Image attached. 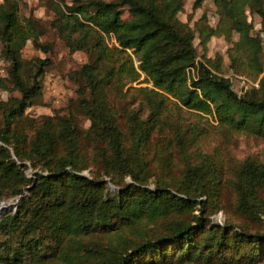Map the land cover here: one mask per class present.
<instances>
[{
  "label": "trees",
  "instance_id": "trees-1",
  "mask_svg": "<svg viewBox=\"0 0 264 264\" xmlns=\"http://www.w3.org/2000/svg\"><path fill=\"white\" fill-rule=\"evenodd\" d=\"M214 3L226 28L205 15L194 27L180 19L184 0L46 2L68 50L90 58L76 72L87 127L72 111L24 115L49 58L36 57L25 77L21 49L28 40L49 47L40 18L21 17L18 0L0 3V55L19 92L0 98V201L19 197L0 213V264H264V161L223 157L231 135L264 142V75L237 91L221 73V54L197 59L194 44L195 31L204 47L226 34L228 67L257 77L264 42L248 14L264 30V0ZM142 73L152 86L127 87L134 91L118 111L108 90ZM209 115L224 135L212 149L201 140ZM219 208L223 223L211 218Z\"/></svg>",
  "mask_w": 264,
  "mask_h": 264
},
{
  "label": "rangeland",
  "instance_id": "rangeland-1",
  "mask_svg": "<svg viewBox=\"0 0 264 264\" xmlns=\"http://www.w3.org/2000/svg\"><path fill=\"white\" fill-rule=\"evenodd\" d=\"M18 1L19 14L21 17L32 12L36 17L40 18L43 32L39 35V40L43 43H47L49 47L47 51H43L28 40L21 49V56L26 65V69L22 73L25 77H28L33 66V61L36 57L49 58V63L44 67L41 89L32 97V102L26 107L24 115L36 121V119L43 115H52L55 113L66 114L67 112L72 111L78 115L80 124L83 127H87L89 120L79 107V94L77 92L78 88L82 87L84 80L76 72L86 61H88V59H90L88 54L80 50L70 52L65 46L57 31L50 25L49 21L54 14L53 10L46 4V2L49 3V0ZM58 1L64 2L69 0ZM193 2L194 0H184L183 9L178 13L180 19L188 20L193 27L194 21L202 15H205L206 21L209 25L221 24L226 28V25L229 24V22L226 23V20L219 22L221 20H219L220 18L214 0H198L194 8ZM121 8L122 18L128 19L131 16L128 11V6L123 5ZM248 18L253 22V31L261 35L264 42V30L261 29L260 17L257 14H248ZM230 33L233 34L234 38L237 37V32L230 31ZM104 36L105 41L109 46L117 45L112 34H105ZM194 44L196 46L197 59L204 57V55L212 57L217 53L221 54L223 60V63H221V73L230 80L232 87L237 91L248 88L252 84L257 85L258 78L264 75V68L257 77L253 78L249 74L235 72L232 68L228 67L226 48L230 45V42L226 40V34L220 33L211 36L204 47L199 43L197 31H195ZM127 52L133 57L134 63L137 64L138 61L136 60L135 55L131 52V49H128ZM8 67L9 62L0 55V76L5 78V84L8 87L6 89H0V98L3 100L8 99L10 96L19 95V92L16 89H12L13 83L8 75ZM190 70L194 73L193 67ZM191 71L190 73H192ZM139 85H147L151 87L152 83L146 78V75L142 73L137 80L128 82L124 85L122 91L110 88L108 90V98L115 105L117 110L120 111L122 107L128 105L127 100L129 99L130 94L134 91L133 89L127 91V87ZM1 117L0 109V119ZM209 123L210 132L209 134L207 133L204 135L201 140L205 147L212 149L214 146L222 143L224 135L218 127L212 126L215 122L210 115ZM228 139H231L232 143L228 142ZM224 152L225 154H223V157H226V162H233L235 159L239 160L250 154L257 155L264 161V142L260 139L246 136L244 134L231 135L226 138ZM25 171L27 175L32 173L30 167L26 168ZM82 173L89 175V168L84 169ZM106 179H108L110 188H115L109 178L106 177ZM128 179L129 177L126 176L125 180ZM14 201H16V197L10 196L1 200L0 204H8ZM195 212L197 213V209H195ZM225 217L226 213L222 208H219L211 214L213 222L223 223Z\"/></svg>",
  "mask_w": 264,
  "mask_h": 264
},
{
  "label": "water",
  "instance_id": "water-1",
  "mask_svg": "<svg viewBox=\"0 0 264 264\" xmlns=\"http://www.w3.org/2000/svg\"><path fill=\"white\" fill-rule=\"evenodd\" d=\"M19 199V197L16 199V201ZM12 202V203H8V204H0V213H2L4 211L5 208H10V205L11 204H15V202Z\"/></svg>",
  "mask_w": 264,
  "mask_h": 264
},
{
  "label": "built area",
  "instance_id": "built-area-1",
  "mask_svg": "<svg viewBox=\"0 0 264 264\" xmlns=\"http://www.w3.org/2000/svg\"><path fill=\"white\" fill-rule=\"evenodd\" d=\"M4 0H0V3L3 2Z\"/></svg>",
  "mask_w": 264,
  "mask_h": 264
}]
</instances>
